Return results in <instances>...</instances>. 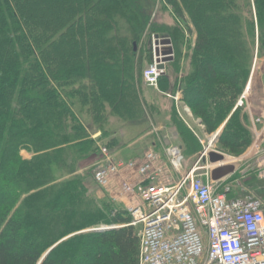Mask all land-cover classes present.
Wrapping results in <instances>:
<instances>
[{
	"label": "trees",
	"instance_id": "trees-1",
	"mask_svg": "<svg viewBox=\"0 0 264 264\" xmlns=\"http://www.w3.org/2000/svg\"><path fill=\"white\" fill-rule=\"evenodd\" d=\"M164 1L172 25L151 21L140 0H0V264H140L141 231L127 207L104 189L103 199L89 192L92 169L78 173L101 147L76 105L102 138L110 136L112 117L154 118L143 87L151 58L144 33L169 36L174 75L194 35L178 81L166 70L159 85L165 81L171 95L180 91L205 132L224 124L222 147L242 153L251 146L250 115L237 103L255 57L264 58V0ZM171 119L185 152L200 153L176 105ZM246 186L264 200L263 178ZM102 225L112 228L88 230Z\"/></svg>",
	"mask_w": 264,
	"mask_h": 264
},
{
	"label": "built area",
	"instance_id": "built-area-1",
	"mask_svg": "<svg viewBox=\"0 0 264 264\" xmlns=\"http://www.w3.org/2000/svg\"><path fill=\"white\" fill-rule=\"evenodd\" d=\"M165 71L154 58L143 71L145 84L158 88ZM251 81L237 106L248 105ZM169 96L192 128L188 117L194 116L180 91ZM252 126L249 153L264 151V115L254 117ZM192 129L203 149L191 166H186L184 148L178 145L167 147L165 159L149 150L128 161L113 160L104 146L103 160L93 166L95 181L127 207L134 226H141L140 264H264V200L254 193L229 199L232 186L222 182L236 171L215 181L212 171L221 164L209 160L212 151L222 153L213 143L218 131L203 138Z\"/></svg>",
	"mask_w": 264,
	"mask_h": 264
},
{
	"label": "rangeland",
	"instance_id": "rangeland-1",
	"mask_svg": "<svg viewBox=\"0 0 264 264\" xmlns=\"http://www.w3.org/2000/svg\"><path fill=\"white\" fill-rule=\"evenodd\" d=\"M140 3L142 4L146 12L150 15L151 21H157L160 23L163 22L170 25L174 24L173 9L164 0H140ZM146 32L149 31L146 30ZM155 35L159 34L152 33L151 35H149L147 33H144L143 35L146 38L150 36L149 45L151 50V58L149 60H145L143 67L144 69L150 66L155 58ZM194 38L195 37L192 34L187 35L185 44L176 58V61L180 60V68L177 75H174L175 69L171 67L170 62L167 63L166 70L171 74L172 80L174 77H176V80L178 81V77L182 75V67L187 66L189 59L188 54L190 51V47L193 45ZM159 41L160 45L170 44L173 46V43L170 41V38L167 34L159 35ZM254 62V67L250 76V79L252 80V89L249 92L248 101L252 105H261L262 103L264 104V58H258L256 56ZM143 87L146 100L149 103H154V118L152 119L148 116L137 121L127 122L119 118L112 117L106 125V128L110 133V138H102V131L95 124H93L89 114L87 113L86 108H83L81 105H79V103L76 105L78 113L85 120L92 136L100 132L98 137L95 138L99 140L98 144L100 145V147H110L112 151L116 153V155L122 156L127 161L143 154L148 148L152 147L153 141H157L159 144L160 142L164 144L168 142L167 145L169 143L182 144V146L184 145L182 138L171 119V113H173V105H175V102L173 101L175 100H173L172 97H170L166 92H164V89L166 88V82L162 81L158 88L149 86L147 84H144ZM240 113L242 116L248 113L247 106H245V108H242ZM189 123L191 124H189L190 126L194 127L195 129H198L197 125L193 120H190ZM223 126L224 124H221V127L217 130L219 132L218 135L214 138L213 143H215L217 150L225 154L226 159L232 158L227 163L235 165L236 173L232 177L223 181L222 184L229 183L230 186H232V190H234L235 192H245V195H247L250 193L248 187H246L247 181L251 177L262 178V175H264V153H249L250 147L245 152L234 153L222 147L218 143V140ZM175 133L177 137H174ZM108 139H115L116 141L113 144H108ZM184 153L191 160L196 159V157L199 156V153L188 155L185 150ZM21 154L24 156V158H31L32 156L30 150H23ZM99 157L100 152L91 154V156L87 160L80 164V166L78 167V173H80L81 170H84V168L87 167L90 163L97 161ZM260 162L261 165H259ZM89 168L93 171V165H90ZM88 186L89 192L96 198H106L104 190H102L104 188L99 186L93 176L90 179V183L88 184ZM137 227L141 231V226Z\"/></svg>",
	"mask_w": 264,
	"mask_h": 264
},
{
	"label": "water",
	"instance_id": "water-1",
	"mask_svg": "<svg viewBox=\"0 0 264 264\" xmlns=\"http://www.w3.org/2000/svg\"><path fill=\"white\" fill-rule=\"evenodd\" d=\"M155 41H154V56L156 58V62L158 63L159 69H166L167 63L171 62L174 59V48L170 44L166 45H160L159 41V35H155ZM165 72H163L164 74ZM219 132V131H218ZM218 135V133H217ZM209 160L213 164H221L215 167L212 171V178L215 181L221 180L230 174H233L236 171V167L233 164H228L226 162V156L224 153H218L216 151H212L209 154ZM204 161H206L204 159ZM108 228H112L111 226H101L96 227L89 230H96V231H102L106 230ZM53 249V247L47 251V253L43 256V259L46 257V255Z\"/></svg>",
	"mask_w": 264,
	"mask_h": 264
},
{
	"label": "crops",
	"instance_id": "crops-1",
	"mask_svg": "<svg viewBox=\"0 0 264 264\" xmlns=\"http://www.w3.org/2000/svg\"><path fill=\"white\" fill-rule=\"evenodd\" d=\"M168 94V93H167ZM169 95V94H168ZM171 97V96H170ZM173 99V98H172ZM174 100V99H173ZM175 102V101H174ZM180 102V101H179ZM175 105H176V103H175ZM247 109H248V113H249V115H250V128H251V130L253 129V126H252V121H253V118L254 117H261V116H263L264 115V104L262 103L261 105H259V104H257V105H252L249 101H248V105H247ZM192 118V119H191ZM189 121L188 122H190V120H193L194 122H195V124L197 125V128L198 129H195L194 127H192V128H194L195 129V131L199 134V135H201L202 137H204L205 136V130H204V128L199 124V120H197V119H195L194 117H189V119H188ZM190 124V123H189ZM191 125V124H190ZM100 134V132L99 133H97V134H95V135H93V137L94 138H96V137H98V135ZM176 136V133H175V135H174V137ZM177 137V136H176ZM176 141H177V139H176ZM160 142V141H159ZM167 143L168 142H166L165 144L164 143H162V142H160V144L157 142V141H153L152 142V147H150V148H148L143 154H141L140 156H138V157H136V158H134V159H138V158H141V157H143L144 156V154L147 152V151H149V150H154L155 152H157L163 159H165L166 158V149H167V147H169V146H171V145H178V146H182V144H171V143H169L168 145H167ZM166 145V146H165ZM183 147V146H182ZM109 149V152H110V155H111V158L113 159V160H115V161H117V160H125L122 156H118V155H116V153L115 152H113L112 151V149L109 147L108 148ZM251 153H254V154H263L264 153V151H257V150H254V151H252ZM103 155H102V153L100 152V157H99V159L97 160V161H95V162H93V163H90L87 167H85L84 168V170H81V172H83V171H85L86 169H88L89 167H90V165H95L96 163H100L102 160H103ZM197 158V157H196ZM130 160V159H129ZM195 161V159H193V160H191V159H189L187 156H186V166L187 167H189V166H191L192 165V163ZM259 165H261V162H260V164ZM263 179H264V177H262ZM247 187V186H246ZM248 190H249V192L250 193H254L253 191H250V189L248 188ZM234 193L235 194H238L239 196H238V198L239 197H242L243 195H244V193L245 192H235L234 191ZM246 194V193H245ZM255 194V193H254Z\"/></svg>",
	"mask_w": 264,
	"mask_h": 264
},
{
	"label": "bare ground",
	"instance_id": "bare-ground-1",
	"mask_svg": "<svg viewBox=\"0 0 264 264\" xmlns=\"http://www.w3.org/2000/svg\"><path fill=\"white\" fill-rule=\"evenodd\" d=\"M247 95H248V92H247ZM231 159H232V158H230V159H229V158H228V159H226V162L230 161Z\"/></svg>",
	"mask_w": 264,
	"mask_h": 264
}]
</instances>
